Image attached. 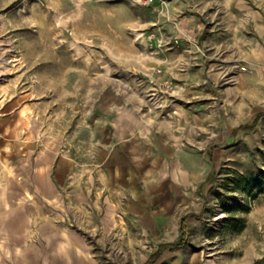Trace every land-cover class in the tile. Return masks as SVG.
Masks as SVG:
<instances>
[{"label": "rangeland", "instance_id": "1", "mask_svg": "<svg viewBox=\"0 0 264 264\" xmlns=\"http://www.w3.org/2000/svg\"><path fill=\"white\" fill-rule=\"evenodd\" d=\"M156 2L0 0V161L27 154L32 193L37 158L69 161L28 221L72 264H264V0H201L195 38ZM133 113L154 136L124 170Z\"/></svg>", "mask_w": 264, "mask_h": 264}, {"label": "crops", "instance_id": "2", "mask_svg": "<svg viewBox=\"0 0 264 264\" xmlns=\"http://www.w3.org/2000/svg\"><path fill=\"white\" fill-rule=\"evenodd\" d=\"M200 2L201 0H171L173 10L178 7L177 10L182 14L181 24L184 31L193 38L204 34L202 20L198 17L201 8ZM174 14H176V11H174ZM158 51L161 52L163 49L159 47ZM188 52H191V50H188ZM124 117H127L129 121L132 120L135 127L129 132L124 131L122 129L124 127L120 128L118 143L122 144L123 148L127 151L122 163L120 160H115L114 162L120 169L126 170L133 167V157L135 155L133 151L132 153L128 149L136 150L141 145H149L147 141L150 142L152 140L154 132L150 126L143 125V122L141 119H138L135 113ZM119 119L121 118L119 117ZM122 130L125 132L124 136H122ZM166 139L165 135L162 138V142L160 144L157 143V145H167ZM27 156V154L23 153L20 156L21 161L16 165H7L3 161H0V264H72L73 243L71 239L64 240L60 237L61 229L59 225L54 222L28 221L30 217L33 218V215L43 212L40 205H30L31 196L52 197L54 202L60 198L61 175H64V172L69 169L70 163L69 161L60 159L58 165L54 167L56 173L52 175V169L47 168L44 159L37 158L41 161L40 163L37 162L36 173L33 175L36 190L32 193L29 192L30 177ZM149 160V156L143 159V165H147ZM141 170L139 169L138 172H141ZM151 182L147 179V183L144 186L148 192L155 191L159 187ZM131 207L132 209L134 208L132 204ZM167 208L168 206L163 210L164 213L167 211ZM137 212L142 214V222L152 227V223L156 221L155 214L151 215L147 209H142V207ZM23 215L24 218H22ZM187 218L188 215L186 214L181 219L180 224H176L175 226L179 231L181 230L180 240H182L184 221L188 233ZM23 219L26 220L23 221ZM15 230L26 232L15 234L13 233ZM30 230L35 232L30 233ZM44 230H50L53 237L44 238ZM172 243L168 244L171 245Z\"/></svg>", "mask_w": 264, "mask_h": 264}, {"label": "built area", "instance_id": "3", "mask_svg": "<svg viewBox=\"0 0 264 264\" xmlns=\"http://www.w3.org/2000/svg\"><path fill=\"white\" fill-rule=\"evenodd\" d=\"M156 0H139V2L144 5V6H148L151 5L152 3H154Z\"/></svg>", "mask_w": 264, "mask_h": 264}, {"label": "trees", "instance_id": "4", "mask_svg": "<svg viewBox=\"0 0 264 264\" xmlns=\"http://www.w3.org/2000/svg\"><path fill=\"white\" fill-rule=\"evenodd\" d=\"M186 234H187V229H186V227H185V221H184V223H183V234H182V240L185 239ZM157 255H159V253H158Z\"/></svg>", "mask_w": 264, "mask_h": 264}, {"label": "bare ground", "instance_id": "5", "mask_svg": "<svg viewBox=\"0 0 264 264\" xmlns=\"http://www.w3.org/2000/svg\"><path fill=\"white\" fill-rule=\"evenodd\" d=\"M119 160H120V159H119ZM119 160H118V161H119ZM118 164H119V163H118ZM139 168H140V167H139ZM141 169H142V168H141Z\"/></svg>", "mask_w": 264, "mask_h": 264}]
</instances>
